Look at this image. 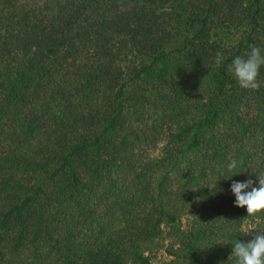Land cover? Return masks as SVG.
Returning <instances> with one entry per match:
<instances>
[{"label":"trees","instance_id":"obj_1","mask_svg":"<svg viewBox=\"0 0 264 264\" xmlns=\"http://www.w3.org/2000/svg\"><path fill=\"white\" fill-rule=\"evenodd\" d=\"M251 45L264 0H0V264H236L264 232L231 191L264 177Z\"/></svg>","mask_w":264,"mask_h":264},{"label":"clouds","instance_id":"obj_2","mask_svg":"<svg viewBox=\"0 0 264 264\" xmlns=\"http://www.w3.org/2000/svg\"><path fill=\"white\" fill-rule=\"evenodd\" d=\"M217 64L221 63L217 58ZM264 66V51L256 45L250 46L246 56H236L228 66V71L237 80L242 89L259 90L260 69ZM237 168V162L231 161L227 165L228 171ZM240 172H236L238 174ZM230 178V177H227ZM256 181L249 178L246 181H233L231 191L235 195L234 205L246 210V217H255L264 213V177L258 176ZM245 234H252L248 241L237 240L233 245L232 255L236 258V264H264V232L252 229Z\"/></svg>","mask_w":264,"mask_h":264},{"label":"rangeland","instance_id":"obj_3","mask_svg":"<svg viewBox=\"0 0 264 264\" xmlns=\"http://www.w3.org/2000/svg\"><path fill=\"white\" fill-rule=\"evenodd\" d=\"M183 223H186L187 217L182 218ZM169 256L163 252L162 250L157 251L155 254H153L152 259L154 264H164L165 260H167Z\"/></svg>","mask_w":264,"mask_h":264}]
</instances>
